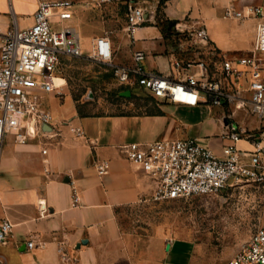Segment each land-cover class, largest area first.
Segmentation results:
<instances>
[{
	"label": "crops",
	"instance_id": "obj_1",
	"mask_svg": "<svg viewBox=\"0 0 264 264\" xmlns=\"http://www.w3.org/2000/svg\"><path fill=\"white\" fill-rule=\"evenodd\" d=\"M39 1L42 0H0V39L13 22L21 29L31 26ZM70 1L74 4L72 24L89 51L93 40L105 33L114 44L115 63L128 65L132 52L142 50L147 55V70L170 74L173 54L155 21L129 34L125 30L126 0L105 4L95 0ZM138 1H147V8L156 11L159 0ZM249 5L264 9V0H168L162 11L175 24L202 23L211 46L233 54L252 49L257 20L225 18L224 10L228 6L245 9ZM121 6L126 11L123 19L117 12ZM103 8L114 13L120 23L118 29L100 30L92 22L91 16ZM246 22L253 23L247 32L242 30ZM121 88L129 92L122 94L127 99L137 95L133 89ZM153 101L160 106V113L85 114L71 96L61 101L48 94L44 102L52 115L50 126L39 128L23 121L21 127L27 138L22 143L15 141L12 132L4 136L0 154V220H9L12 230L7 241L0 243V264H61V242L68 254L77 259L70 264H130L118 212L122 207L142 203L140 198L149 195L152 184L126 158L121 146L187 138L198 127L193 138L220 156V136L229 130L231 122L236 126L256 125L253 117L237 110L229 117L228 112L233 109L227 107ZM74 128L82 129L83 136H76ZM245 144L238 148L251 149ZM98 160L108 163L103 175L97 171ZM30 239L33 246L27 248L25 244ZM168 251L162 264H184L169 260Z\"/></svg>",
	"mask_w": 264,
	"mask_h": 264
},
{
	"label": "built area",
	"instance_id": "obj_2",
	"mask_svg": "<svg viewBox=\"0 0 264 264\" xmlns=\"http://www.w3.org/2000/svg\"><path fill=\"white\" fill-rule=\"evenodd\" d=\"M111 3L121 0H95ZM234 1V0H232ZM128 23L125 30L155 21L156 11L148 2L126 0ZM225 18H254L255 39L252 49L226 54L211 46L205 26L200 22L175 24L176 35L170 61V74L145 68L147 55L132 52L128 65L115 63V48L109 35L96 37L87 57L109 69L111 78L127 89H140L155 101L194 107L205 104L233 109L253 117L256 125L236 126L221 134V155L217 156L198 139H162L152 143L121 146L126 158L151 182L147 197L140 202L187 199L198 195H216L242 182L264 181V9L249 5L245 9L228 6ZM74 4L70 0H42L37 4L31 26L21 29L15 22L0 39V154L4 136L12 132L22 143L26 135L22 122L42 128L50 126L52 115L45 106V96L59 94L55 84L65 57H83L80 36L72 24ZM55 96V95H54ZM82 137L80 128L72 129ZM244 141L251 149H240ZM103 175L105 160L95 163ZM12 224L0 220V243L11 234ZM33 246V240L26 242ZM61 264L76 262L63 242L58 245ZM224 264H264V224L243 243Z\"/></svg>",
	"mask_w": 264,
	"mask_h": 264
},
{
	"label": "rangeland",
	"instance_id": "obj_3",
	"mask_svg": "<svg viewBox=\"0 0 264 264\" xmlns=\"http://www.w3.org/2000/svg\"><path fill=\"white\" fill-rule=\"evenodd\" d=\"M117 12L122 19L126 18L122 6ZM91 17L100 30L120 27L109 8ZM252 26V22H246L242 30L247 32ZM172 35L176 37L174 30ZM81 45L85 54L90 52L82 39ZM56 78L55 84L63 86L57 89L59 94L53 95L61 101L71 96L85 114H148L160 108L137 88L133 89L137 95L130 99L123 97L124 90L111 78L109 69L87 56L63 58ZM198 129L193 128L189 136L195 137ZM244 145L237 143L238 147ZM262 224L264 181L242 182L216 195L148 200L122 207L118 212V225L127 243L130 264H162L167 243H174L168 251L171 261L224 264Z\"/></svg>",
	"mask_w": 264,
	"mask_h": 264
},
{
	"label": "trees",
	"instance_id": "obj_4",
	"mask_svg": "<svg viewBox=\"0 0 264 264\" xmlns=\"http://www.w3.org/2000/svg\"><path fill=\"white\" fill-rule=\"evenodd\" d=\"M168 0H159L156 8L155 14V25L160 29L164 39L169 42L168 45H172L175 42L176 37H173V27L175 22L169 19H166L163 14V6ZM175 34V33H174ZM156 113H160L159 110L155 111ZM154 113V112H153Z\"/></svg>",
	"mask_w": 264,
	"mask_h": 264
},
{
	"label": "water",
	"instance_id": "obj_5",
	"mask_svg": "<svg viewBox=\"0 0 264 264\" xmlns=\"http://www.w3.org/2000/svg\"><path fill=\"white\" fill-rule=\"evenodd\" d=\"M168 47L170 48V49H172V45L170 44V45H168ZM129 92L128 91H125L124 93H122V94H128ZM169 247H170V244L169 243H167L166 244V251H168V249H169Z\"/></svg>",
	"mask_w": 264,
	"mask_h": 264
},
{
	"label": "bare ground",
	"instance_id": "obj_6",
	"mask_svg": "<svg viewBox=\"0 0 264 264\" xmlns=\"http://www.w3.org/2000/svg\"><path fill=\"white\" fill-rule=\"evenodd\" d=\"M55 82V81H54ZM59 87H61V86H59Z\"/></svg>",
	"mask_w": 264,
	"mask_h": 264
}]
</instances>
